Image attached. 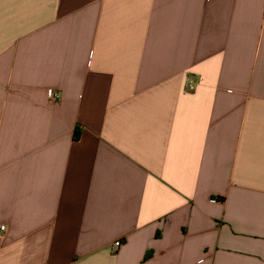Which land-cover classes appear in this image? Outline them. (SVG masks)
<instances>
[{"label":"crops","instance_id":"1","mask_svg":"<svg viewBox=\"0 0 264 264\" xmlns=\"http://www.w3.org/2000/svg\"><path fill=\"white\" fill-rule=\"evenodd\" d=\"M1 226L0 264H264V0H0Z\"/></svg>","mask_w":264,"mask_h":264},{"label":"built area","instance_id":"2","mask_svg":"<svg viewBox=\"0 0 264 264\" xmlns=\"http://www.w3.org/2000/svg\"><path fill=\"white\" fill-rule=\"evenodd\" d=\"M194 88H195V83H194L192 80H189L188 83H187V85H186V89H187L188 91H193ZM49 98H50L51 101H53V102H57V101H59V100L61 99V95H60V93H59L58 91H56V90H50V92H49ZM0 229H1V230H4L5 227H4V226H1ZM114 245H115L116 247H120L121 242L118 240V241H116V242L114 243Z\"/></svg>","mask_w":264,"mask_h":264}]
</instances>
